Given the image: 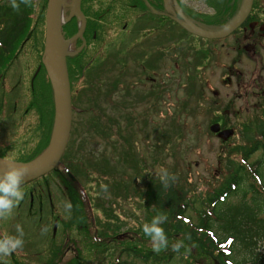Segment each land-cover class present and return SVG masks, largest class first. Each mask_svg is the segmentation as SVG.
Here are the masks:
<instances>
[{"label": "rangeland", "instance_id": "1", "mask_svg": "<svg viewBox=\"0 0 264 264\" xmlns=\"http://www.w3.org/2000/svg\"><path fill=\"white\" fill-rule=\"evenodd\" d=\"M151 1L147 11L134 0H80L79 8L89 17L87 39L71 44V52L88 46L82 63L96 59L86 77L79 74L76 88L74 83L71 136L63 155L79 172L77 193L52 172L24 184L23 200L9 218L0 219V236L17 235L16 225H21L23 246L32 251L47 247L51 264H127L134 260L122 253L129 243L152 250L150 238L142 236L143 225L156 211L148 194L152 183L164 171L175 177L169 182L186 191L192 209L188 214L194 215L192 201L220 186L226 156L251 133L247 123L262 115L264 49H259L260 58L252 57L238 35L216 44L215 38L188 31L173 17H181V6H186L213 14L212 20L227 18L232 10L229 21L244 0ZM255 1L258 12L261 0ZM45 2L35 0L32 34L29 30L15 42L0 69V106L7 99L0 115L3 157L23 159L40 146L34 128L26 142L22 137L37 120L36 97L42 111L53 116L47 78L44 71L37 73L45 64L46 13L40 11ZM64 12L66 19L75 16L79 28L73 0H65ZM261 20L264 26V15ZM218 124L234 128V135L224 141L214 129ZM55 215L63 220L53 236ZM67 248L71 250L61 259ZM258 249L264 252V241ZM28 259L34 260L32 254Z\"/></svg>", "mask_w": 264, "mask_h": 264}, {"label": "trees", "instance_id": "2", "mask_svg": "<svg viewBox=\"0 0 264 264\" xmlns=\"http://www.w3.org/2000/svg\"><path fill=\"white\" fill-rule=\"evenodd\" d=\"M134 1L135 6H141L147 11L152 6L150 2H147L151 0ZM16 2L19 5L18 8L12 6L11 0H0V69L4 59L9 57L7 53L14 49L15 42L29 30V33L32 34V29L35 28L32 20V14L37 9L34 5L35 0H29L27 4L21 0H16ZM146 2L149 4V8H147ZM46 6L45 2L44 8L41 7L40 11L45 12ZM83 13L85 14V11ZM100 14V19L104 20L106 14L103 12ZM85 17L88 23L87 13ZM73 18L63 27V34L67 39L78 32V23L75 16ZM86 31L87 27L84 33L85 40L87 39ZM79 42L82 41L79 39ZM87 47L85 46L77 56L68 58L72 87L75 83L76 88L79 74H83L85 77L86 72L89 74L90 66L96 59V57H91L82 63L83 53ZM75 69L78 70L76 75ZM41 71L46 74L45 68ZM3 85H5L4 81ZM48 86L51 97L50 82ZM6 100H1V103H6ZM35 103L40 110L35 109L38 112L37 120L33 119L31 129H28L25 136H22L26 137L22 141L26 142L29 139L27 136L34 128L33 135L37 136L40 146L33 153L34 155L23 159L16 158L17 160H32L50 142L54 125V103H52L53 116L49 111H42L39 106V97H36ZM1 113H3L2 105L0 106V115ZM257 118L247 123V125H252L248 129L251 133L248 132V135L243 136L242 142L244 143L235 148L231 157L226 156L225 172L220 186L212 193L201 195L195 202L192 201L194 215L188 214L192 209L188 203L189 199L186 200V191L180 186L176 187L174 182L170 181L166 188L161 179L152 183L148 194L156 205L153 217L159 213L167 215L168 219L162 227L167 235L169 247L157 253L153 249L129 243L126 248L122 249L123 255L144 264H264V252L258 249V245L264 241V109L262 115ZM22 141H17V145ZM14 143L16 142L9 144L12 146ZM257 153H261L262 156L253 161L252 157ZM0 156L5 155L0 153ZM63 162L67 163L65 158ZM64 167L70 170L74 176L79 173L73 169L75 167L70 165H64ZM55 172L61 174L66 184L71 185L72 191L77 193L78 179L75 181L70 178L65 169ZM78 194L81 196L79 191ZM89 199L91 202L90 197ZM80 202L81 205L83 202ZM142 236L147 238L146 235ZM177 241H183V246L178 252H174L172 245ZM98 243L96 245H100L101 241ZM143 249L145 252L142 253ZM134 260L128 261L127 264H136Z\"/></svg>", "mask_w": 264, "mask_h": 264}, {"label": "water", "instance_id": "3", "mask_svg": "<svg viewBox=\"0 0 264 264\" xmlns=\"http://www.w3.org/2000/svg\"><path fill=\"white\" fill-rule=\"evenodd\" d=\"M64 3L65 0H48L46 9L44 60L52 82L55 98V119L50 144L39 156L30 161H16L0 157V173L7 169L8 161L10 160L29 168V175L26 176L24 182L35 180L55 169L69 141L72 127V97L67 57L74 54L69 50L71 44L83 36L86 28V18L79 8L80 0H73L77 10L76 13L80 17L79 32L72 39H65L63 26L71 17L68 19L62 17ZM252 5L253 0H245L237 16L229 24H225L217 28V30L207 31L200 29L196 26L193 19L183 14L181 15V19L176 17V20L197 35L223 38L231 34L245 21L251 11ZM214 129L219 132L218 135L223 139H227L234 133L233 129L220 131L221 126L219 124Z\"/></svg>", "mask_w": 264, "mask_h": 264}, {"label": "clouds", "instance_id": "4", "mask_svg": "<svg viewBox=\"0 0 264 264\" xmlns=\"http://www.w3.org/2000/svg\"><path fill=\"white\" fill-rule=\"evenodd\" d=\"M21 2L27 4L29 0H21ZM11 3L14 8L19 7L16 0H11ZM29 171L28 167L10 160L7 169L0 173V219L9 218L15 207L23 200L24 190L22 186L26 176L29 175ZM169 179L174 180L175 177H169V174L164 171L161 174V180L166 188L169 186ZM167 219V215L159 213L152 218L150 223L143 225V232L150 238L154 252L159 253L169 247L167 235L162 227ZM16 232L17 235L5 234L0 236V257L9 256L23 246L24 232L21 225H16ZM182 246L183 241H177L172 245V250L178 252Z\"/></svg>", "mask_w": 264, "mask_h": 264}, {"label": "flooded vegetation", "instance_id": "5", "mask_svg": "<svg viewBox=\"0 0 264 264\" xmlns=\"http://www.w3.org/2000/svg\"><path fill=\"white\" fill-rule=\"evenodd\" d=\"M152 3H154V1H151V4ZM255 4H256V1L254 0L253 7H252V10L250 12V15L230 35H238L237 39H239L240 41H244V43H240V44L245 49L246 48L248 49L249 47L251 48V53L253 55L252 57L260 58L261 50H259V49H261V48L264 49V26L262 24H260L257 20L263 21V20H261V18H262V15H264V0H261L258 12H255ZM183 7L182 8L185 11L183 15L186 16V17L187 16L188 17L191 16L190 18H192L194 20V23L196 24L197 27H199L200 29H203V30H207V31L217 30V28L222 27L223 25H225L224 23L231 17V15H233V11L231 10L229 12V16L227 18H225V16H224L225 14H224V15H221L222 17L219 16L217 19H213L212 20L211 19L212 17H210V16H212L213 14H209V12H207L205 10L198 11V12H193L189 8H187L186 6H183ZM148 14H149V12H148ZM207 16H209V17L207 18ZM174 18H176V17H174ZM178 19H181V17H178ZM180 24L183 27L186 28V26H184L182 23H180ZM256 29H258V31H256ZM149 31H151V28L149 29ZM230 35H228L225 38H215L212 41L215 40L214 42L216 43L218 40H226ZM214 47H215V45H214ZM38 79H37V77H35L33 79V83H32L33 86L36 85V82H37ZM257 82H258V79H256L255 82H253V86ZM2 84H3V81H2ZM4 104H7V102L6 103L5 102L1 103L2 106H4ZM53 220H54V224H55L54 231H53V236H55V229L57 227L56 225L61 223L60 221L63 220V217L62 216L56 217V215H55L53 217ZM45 226L46 225L43 224L42 228H45ZM30 239L32 240V238H30ZM50 243H52V242L50 241ZM49 247H54V245L50 244ZM46 248L47 247H44L43 250H42V248H39L36 251H32V250H28L27 248H25V246H22V247L18 248L17 250H15L11 255L6 256L4 262L2 260H0V263H6V264L7 263L8 264H51V260H50L51 254L48 251L45 250ZM71 248H67L66 249V251L64 252V255L61 256V259L64 258V256L67 255L68 250L70 251ZM28 253H29V255L32 254V256H33L35 261L34 260H30L29 261ZM25 256H27V258Z\"/></svg>", "mask_w": 264, "mask_h": 264}, {"label": "bare ground", "instance_id": "6", "mask_svg": "<svg viewBox=\"0 0 264 264\" xmlns=\"http://www.w3.org/2000/svg\"><path fill=\"white\" fill-rule=\"evenodd\" d=\"M65 16V12H64V8H63V13H62V17ZM69 50H71V46L69 47Z\"/></svg>", "mask_w": 264, "mask_h": 264}]
</instances>
